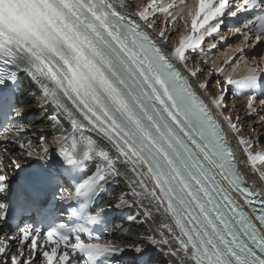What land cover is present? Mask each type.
I'll list each match as a JSON object with an SVG mask.
<instances>
[{
	"label": "snow or ice",
	"instance_id": "snow-or-ice-1",
	"mask_svg": "<svg viewBox=\"0 0 264 264\" xmlns=\"http://www.w3.org/2000/svg\"><path fill=\"white\" fill-rule=\"evenodd\" d=\"M133 3L120 0L123 12L113 0H0V62L26 73L53 107L52 140L74 181L73 191L60 189V199L75 205L67 220L46 229L24 224L0 237V264H81L76 255L83 264H115L112 258L126 253L134 254L131 264H149V247L165 252L171 264H264V145L242 134L240 116L228 113L226 99L230 89L248 93L245 108L264 125V100L256 107L264 73L253 67L234 78L244 48L214 69L192 60L207 37L222 31L225 17L243 12L251 18L231 30L243 35L247 48L264 43V0H181L180 17L171 20L183 19V31L175 29L171 47L167 27L158 36L152 30L157 14H170L172 6L142 0L133 10ZM15 78V71L0 70V89ZM13 112L16 123L3 129L11 136L0 137V190L28 161L46 165L52 155L49 137L35 142L19 123L24 112ZM121 177L129 191L96 207ZM51 179L32 175L18 200L40 210L33 186ZM133 207L143 210L140 222L156 225L145 243L95 231L106 212ZM8 209L0 202V221ZM139 219V212L127 217Z\"/></svg>",
	"mask_w": 264,
	"mask_h": 264
},
{
	"label": "bare ground",
	"instance_id": "bare-ground-1",
	"mask_svg": "<svg viewBox=\"0 0 264 264\" xmlns=\"http://www.w3.org/2000/svg\"><path fill=\"white\" fill-rule=\"evenodd\" d=\"M142 2V0H134L133 3V10H135L136 6L138 4H140ZM143 2H147V0H143ZM159 3H161L162 5L160 7H165L166 5H168L167 2H165L164 0H158ZM125 3H127V0H125ZM168 14H162L159 13L156 16V23L158 25L157 29H154L155 31V35L158 36L159 30L160 29H164L165 27H167V31L169 33H173L171 41L168 42L167 46H171L172 44L176 43L177 40V35H175V29L176 28H172V26H169V22L165 20V16ZM173 17L172 14H170V18ZM165 20V21H164ZM174 25L176 27L179 28L181 27V23L177 24L174 22ZM192 60L194 63H199L203 68L205 69H210L208 68L207 65L203 64V62L201 60H199L195 55L192 56ZM211 67L215 68L217 67V60H211L210 62ZM245 64H240L239 66L236 67V71L234 73H237L239 71L244 70L245 68ZM204 77H202L203 79ZM211 92L215 95L218 92V88L215 84V76L213 77V81H212V85H211ZM227 99V107H228V113L232 114L233 116H235L236 114H239L240 116V121L239 124L242 127V134L247 137V136H251V137H259L260 140V144L264 145V125L260 124V118L257 115L251 114L248 115L247 110L245 109L244 104H242L241 102H237L232 100L230 97L226 98ZM43 104V102L40 99H33L30 98L26 104V106L24 107V112H26L27 114L40 109L41 105ZM245 126V127H243ZM256 126V131H253V127ZM26 127L29 129H32L33 133H37L38 130L41 129H45L47 126V123L45 120H43V116L41 114H37V115H32L30 117L27 118V124ZM35 142H39V137H34L32 138ZM233 146L235 148V140H233ZM239 157H240V153L237 152L236 153ZM253 180H255L256 178L253 177ZM115 184H117L119 186V188L115 191V193H113L110 196V201L112 202L115 200V198L120 195L121 193H126L129 191L128 189V181L125 180L123 177L119 178L118 181H113ZM250 186H254L252 185V180L249 181ZM129 199H131V197H128ZM128 209L130 214H136V213H140V219L137 220L135 223H130L131 224V229L130 231L123 236L119 242H139V243H145L144 238L146 237V235L152 234L155 230L156 225L153 223L152 219H148L147 222H140L141 220L144 219V215H143V210L140 209L139 207H133V208H125ZM154 216H156L157 219H160V216L158 214H156L155 212L153 213ZM128 223L129 221L126 220ZM148 253H150L152 262L150 264H171L170 258L168 255L165 254V252L159 251L157 249H154L152 247H149L148 249Z\"/></svg>",
	"mask_w": 264,
	"mask_h": 264
},
{
	"label": "rangeland",
	"instance_id": "rangeland-1",
	"mask_svg": "<svg viewBox=\"0 0 264 264\" xmlns=\"http://www.w3.org/2000/svg\"><path fill=\"white\" fill-rule=\"evenodd\" d=\"M243 127H245V126H243ZM246 128V127H245Z\"/></svg>",
	"mask_w": 264,
	"mask_h": 264
}]
</instances>
